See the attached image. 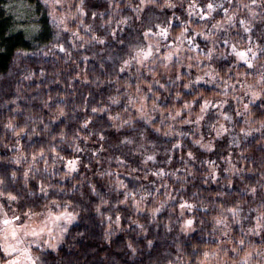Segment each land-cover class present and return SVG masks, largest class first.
Returning <instances> with one entry per match:
<instances>
[{
    "label": "clouds",
    "instance_id": "obj_1",
    "mask_svg": "<svg viewBox=\"0 0 264 264\" xmlns=\"http://www.w3.org/2000/svg\"><path fill=\"white\" fill-rule=\"evenodd\" d=\"M0 264H264V0H0Z\"/></svg>",
    "mask_w": 264,
    "mask_h": 264
}]
</instances>
